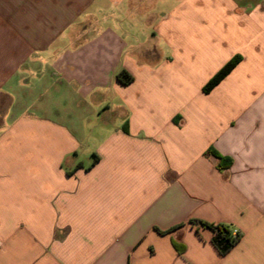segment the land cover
I'll use <instances>...</instances> for the list:
<instances>
[{
  "label": "crops",
  "instance_id": "obj_1",
  "mask_svg": "<svg viewBox=\"0 0 264 264\" xmlns=\"http://www.w3.org/2000/svg\"><path fill=\"white\" fill-rule=\"evenodd\" d=\"M0 241V264H264V0H0Z\"/></svg>",
  "mask_w": 264,
  "mask_h": 264
},
{
  "label": "trees",
  "instance_id": "obj_2",
  "mask_svg": "<svg viewBox=\"0 0 264 264\" xmlns=\"http://www.w3.org/2000/svg\"><path fill=\"white\" fill-rule=\"evenodd\" d=\"M239 56L233 57L223 68H221L203 87V92L209 93L240 61ZM116 79L119 83L122 85H128L132 81V77L126 72L121 71L117 74ZM209 154L213 155L218 159V165L217 166H228L231 161L230 159H226L223 157H220L217 153H215L212 150L208 151ZM198 226H201L203 228L208 229L212 233L211 237V244L215 248V250L218 252L219 255L223 256L226 255L233 247L234 245L239 241L240 234L237 232L236 236H232L230 230H228L223 225H213V224H207L203 222H196ZM173 245L181 252L182 247H180L176 242H173Z\"/></svg>",
  "mask_w": 264,
  "mask_h": 264
},
{
  "label": "rangeland",
  "instance_id": "obj_3",
  "mask_svg": "<svg viewBox=\"0 0 264 264\" xmlns=\"http://www.w3.org/2000/svg\"><path fill=\"white\" fill-rule=\"evenodd\" d=\"M147 27H148L147 25H146V26L143 25V26H141V27H140V25H137L134 31H136V33H137L138 36H139V35L141 34L142 31H145V30L147 29ZM146 31H147V30H146ZM142 34H143V33H142ZM139 40L143 41L144 39H143V38H140ZM206 84H207V83H206ZM206 84H205V85H206ZM205 85H204V86H205ZM202 91H203V89H202ZM203 93H204V92H203ZM44 103H45V102L43 101V102H41L40 104L43 105ZM55 105H56V104H55ZM51 106H53V103H51ZM56 108H57V107H56ZM59 108H60V107H58L57 109H59ZM57 112L60 114V111H57ZM58 113H55L54 116H50V117H51L50 119H51L52 121L56 122V123H59V119H58V118H59V114H58Z\"/></svg>",
  "mask_w": 264,
  "mask_h": 264
},
{
  "label": "built area",
  "instance_id": "obj_4",
  "mask_svg": "<svg viewBox=\"0 0 264 264\" xmlns=\"http://www.w3.org/2000/svg\"><path fill=\"white\" fill-rule=\"evenodd\" d=\"M232 236H236L237 235V231L236 230H232L231 232ZM3 247V243L0 241V249Z\"/></svg>",
  "mask_w": 264,
  "mask_h": 264
}]
</instances>
